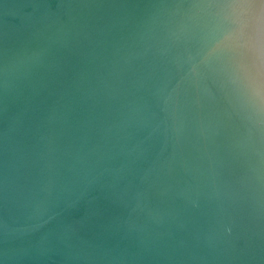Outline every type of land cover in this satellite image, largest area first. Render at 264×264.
<instances>
[{
  "label": "water",
  "instance_id": "95a60500",
  "mask_svg": "<svg viewBox=\"0 0 264 264\" xmlns=\"http://www.w3.org/2000/svg\"><path fill=\"white\" fill-rule=\"evenodd\" d=\"M0 264H264V0H0Z\"/></svg>",
  "mask_w": 264,
  "mask_h": 264
}]
</instances>
